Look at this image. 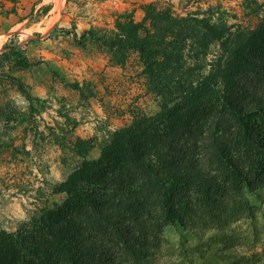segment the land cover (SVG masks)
Instances as JSON below:
<instances>
[{"label":"trees","instance_id":"obj_1","mask_svg":"<svg viewBox=\"0 0 264 264\" xmlns=\"http://www.w3.org/2000/svg\"><path fill=\"white\" fill-rule=\"evenodd\" d=\"M242 8L253 27L211 9L177 16L176 31L165 25L146 38L89 34L91 42L135 49L173 100L112 132L96 159L94 144L76 138L80 161L52 190L64 200L14 233L0 231V264H155L165 227L223 226L248 210L245 193L257 175L238 156L244 150L250 170L264 161L243 141L262 146L239 129L255 117L264 122V1L243 0Z\"/></svg>","mask_w":264,"mask_h":264},{"label":"rangeland","instance_id":"obj_2","mask_svg":"<svg viewBox=\"0 0 264 264\" xmlns=\"http://www.w3.org/2000/svg\"><path fill=\"white\" fill-rule=\"evenodd\" d=\"M242 3L0 0V231L14 233L37 210L64 200L52 190L80 161L72 151L76 138L94 144L93 159L112 132L173 100L148 78L135 49L91 42L90 33L106 41L134 32L146 38L165 25L176 31L177 16L211 9L231 25L253 27L256 19L245 15ZM170 40L178 45L176 36ZM84 130L93 134L86 137ZM239 131L262 146L243 141L255 161H264V122L246 120ZM247 166L248 175H257L255 190L245 193L248 210L223 226L165 227L155 264H264V163L262 169ZM14 204L23 218L12 225Z\"/></svg>","mask_w":264,"mask_h":264},{"label":"crops","instance_id":"obj_3","mask_svg":"<svg viewBox=\"0 0 264 264\" xmlns=\"http://www.w3.org/2000/svg\"><path fill=\"white\" fill-rule=\"evenodd\" d=\"M85 132L83 133L86 137H90L93 133H92V131H90V130H84ZM83 135V136H84ZM93 153V152H92ZM92 156H93V154H92ZM93 159H96L97 158V156H94V157H92ZM12 212H14L13 214H12V216H13V218H14V222H12V225H15L16 223H18V222H20L21 221V219L23 218V212L21 211V209L20 208H18V206L17 205H13V209H12V211H11V213ZM13 229L12 230H14L15 229V227L13 226L12 227Z\"/></svg>","mask_w":264,"mask_h":264}]
</instances>
